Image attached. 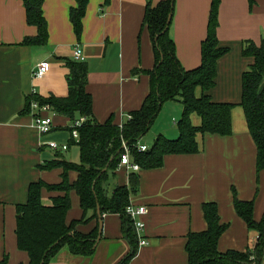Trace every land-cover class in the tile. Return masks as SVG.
<instances>
[{
    "label": "crops",
    "instance_id": "crops-1",
    "mask_svg": "<svg viewBox=\"0 0 264 264\" xmlns=\"http://www.w3.org/2000/svg\"><path fill=\"white\" fill-rule=\"evenodd\" d=\"M161 1L111 0L105 5V0H89L79 42L71 22L75 0H45L47 45L25 47L21 46L24 39L37 37L38 30L28 24L23 0H0V263L4 259L6 264L29 263V255L17 245V207L27 203L31 184L61 183L63 169L45 171L40 167L54 160L68 162L63 155L76 143L72 142L70 119L52 113H42L52 117V131L40 134L35 114L26 111L29 96L35 91L43 98L66 97L68 63L74 60V49L80 45L89 70L87 92L92 97L93 115L100 123L113 117L115 124L122 126L141 109L150 91L149 77L136 76L133 71L154 67L151 37L142 26L148 4ZM211 3L212 0H175L171 35L176 55L186 70L201 65ZM218 19L219 44L229 52L218 62L216 86L210 95L215 103L235 106L233 133L227 137L200 135L199 154L167 156L161 168L136 173L139 186L130 205L147 209L140 233L147 245L138 248L129 264H189L188 238L207 230L203 213L207 203L217 204L220 222L227 225L219 239L220 253L245 252L254 249L259 241V232L249 229L237 214L234 196L244 202L253 201L254 219L261 221L264 170L258 171L257 147L241 101L243 74L254 64L253 59L243 57L242 45L245 41L259 45L264 40V0H255L252 7L249 0H221ZM42 63L49 64V72L37 80L33 74ZM202 93L200 88L195 90L196 97ZM183 110L179 101L163 105L149 131L153 142L159 136H179ZM191 122L201 125L196 114ZM51 143L69 148L53 151ZM51 154L55 155L52 160ZM132 173L120 167L114 184L129 186ZM68 176L70 183L78 177L76 172ZM56 196L58 193L43 191L44 204L50 205ZM83 216L80 199L73 191L67 224ZM97 225L98 219H91L78 225L77 230L90 234ZM130 251L120 216L104 214L102 239L91 257L74 256L63 248L49 264H120Z\"/></svg>",
    "mask_w": 264,
    "mask_h": 264
},
{
    "label": "trees",
    "instance_id": "trees-1",
    "mask_svg": "<svg viewBox=\"0 0 264 264\" xmlns=\"http://www.w3.org/2000/svg\"><path fill=\"white\" fill-rule=\"evenodd\" d=\"M111 0H105L109 5ZM76 7L71 10V22L78 41L83 35L89 0H75ZM27 21L35 26L38 35L26 38L21 46H45L48 42V24L44 16L45 0H23ZM251 7L255 0H249ZM221 0H212L208 34L202 44L201 65L193 70H186L176 55V46L171 35L170 14L175 12V0H163L156 5L148 4L142 30L147 29L153 47L154 67L151 70H134V75H147L150 79V91L140 110L133 112L122 126L115 124L113 117L100 123L93 115V101L87 92L88 66L86 62L73 60L68 63V94L66 97L54 95L43 98L29 97L27 109L36 100L40 106H49L51 113L67 117L72 124L80 118L85 122L79 129L78 146L81 151L79 165L64 160L46 162L40 168L52 171L64 170L59 184L49 185L43 181L31 184L28 201L17 207V245L29 255L28 264H49L63 248H68L74 256L91 257L99 237V222L90 234H82L77 226L97 218V206L102 214L119 215L122 220L123 237L130 245L131 251L120 264H129L137 255L138 236L134 222L127 210L132 195L137 193L139 181L132 173L129 186L119 187L113 182L116 171L120 168L123 144L131 151L132 161L141 170L159 169L164 159L171 155H196L201 149L198 136L208 134L222 137L231 136L232 111L234 105L215 103L210 92L216 86L217 66L219 60L229 50L219 44V8ZM245 58L254 60V64L243 74L242 101L249 132L257 147V168L264 170V40L258 45L245 41L242 45ZM200 88L202 95L196 97L195 90ZM179 101L183 104L182 118L178 123L179 136L167 139L159 136L153 145L141 152L140 146L149 133L165 103ZM201 119L200 126L191 122L192 115ZM72 128L70 129V133ZM75 143V140L72 139ZM76 172V182L70 183L69 173ZM43 191L58 193L45 205ZM77 193L84 216L81 220L67 224L66 217L71 210V193ZM234 207L249 229L259 232V241L254 249L245 252L229 251L220 253L218 243L227 225L221 224L218 207L207 203L203 213L208 228L202 233L191 234L187 243L189 264H262L264 258V216L261 221L254 219V202H244L234 196ZM0 264H6V259Z\"/></svg>",
    "mask_w": 264,
    "mask_h": 264
},
{
    "label": "built area",
    "instance_id": "built-area-1",
    "mask_svg": "<svg viewBox=\"0 0 264 264\" xmlns=\"http://www.w3.org/2000/svg\"><path fill=\"white\" fill-rule=\"evenodd\" d=\"M73 59L77 62H86L85 55L83 49L80 45L76 46L73 53ZM49 72V64L42 63L38 66L37 70L34 72L33 76L37 80L43 79L47 73ZM37 96V93L33 91L29 97ZM30 112L34 115V122L36 128L39 130L40 134H48L53 129V122L51 116H42V113H51L49 106H40V104L33 100L30 105ZM85 122V118H81L72 124V132L71 136L75 141H79V129ZM49 147L53 151H67L69 146L68 145H60L57 143L49 144ZM141 152H146L149 148L146 145L140 146ZM123 151L124 153L121 156V164L120 167L126 168L129 172L138 173L141 171L140 166L135 164L132 161L131 151L129 147L123 144ZM128 215L134 222L135 230L138 236L139 247L147 245V242L144 238L141 237V231L144 229V223L142 218L146 215L147 209L146 208H134L132 205L129 206L127 210Z\"/></svg>",
    "mask_w": 264,
    "mask_h": 264
},
{
    "label": "rangeland",
    "instance_id": "rangeland-1",
    "mask_svg": "<svg viewBox=\"0 0 264 264\" xmlns=\"http://www.w3.org/2000/svg\"><path fill=\"white\" fill-rule=\"evenodd\" d=\"M172 136L167 137V139H176V138H171ZM143 143L146 146H151L154 142L151 139V133H148L144 139H143ZM58 144V143H57ZM54 154L50 155V160H52L54 158ZM65 160H67L68 162H72V163H81V155H80V148L78 146V142L76 141V143L71 147V151L65 153L64 155Z\"/></svg>",
    "mask_w": 264,
    "mask_h": 264
},
{
    "label": "water",
    "instance_id": "water-1",
    "mask_svg": "<svg viewBox=\"0 0 264 264\" xmlns=\"http://www.w3.org/2000/svg\"><path fill=\"white\" fill-rule=\"evenodd\" d=\"M172 19H173V14H170L169 18H168V22H167L168 26L171 24ZM97 218H98V222H99V237L97 239L95 248H97V246L99 245V243L102 239V234H103V214H102V210L99 206H97Z\"/></svg>",
    "mask_w": 264,
    "mask_h": 264
}]
</instances>
